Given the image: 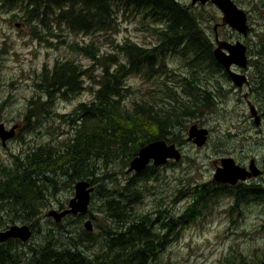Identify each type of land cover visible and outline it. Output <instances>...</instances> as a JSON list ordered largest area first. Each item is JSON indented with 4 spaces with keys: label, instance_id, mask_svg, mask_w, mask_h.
Wrapping results in <instances>:
<instances>
[{
    "label": "trees",
    "instance_id": "obj_1",
    "mask_svg": "<svg viewBox=\"0 0 264 264\" xmlns=\"http://www.w3.org/2000/svg\"><path fill=\"white\" fill-rule=\"evenodd\" d=\"M15 2L23 6L21 18L31 27L32 35L49 41L55 38L61 40V34L56 30L65 28L83 35L113 30L118 14L115 7L120 2L153 7L145 16L164 26L158 30L159 39L155 46H141L130 40L116 44L121 55L103 53L95 40L83 45L78 40L69 44L75 53L88 56L92 60L91 66L84 67L73 58L56 59L52 67L42 68L35 85L46 95L44 101L49 104L56 92L62 91L69 96L86 87L93 91V98L79 103L70 114H55L58 120L69 125V135L63 141L56 145L47 142L36 146L25 155L24 160L16 161L18 164L14 169H0L1 221L5 215L12 223L17 218L27 224L33 234L39 228L42 208L52 204L51 196L58 193L62 181L72 189L77 180H88L94 187L92 197L105 198L101 212L106 216L104 219L112 223L100 231L102 239H105V249L93 256L85 254L83 247L86 242L82 240L92 239L94 234L81 224L84 214L75 215L78 223L76 231L62 222L71 216L67 215L60 222H52L54 226H44L41 243L38 247L27 244L30 251L24 256L19 248L25 243L17 239L0 242V264H154L157 255L169 242V234L176 235L190 221L214 206L216 190L212 185L202 184L185 188L191 201L179 214L161 209L159 205L155 213L162 215L164 220L160 227L166 231L163 234L146 229L147 218L132 212L133 205L141 200L143 183L159 179L157 166L149 164L141 172H133L115 188L105 185L106 173H99L113 163L128 167L138 150L151 141L164 139L175 144L183 141L177 138L182 137L186 128L184 122L211 109V93L205 84L208 83L205 70L211 69L210 41L198 26L197 15L172 0H103L102 8L101 0ZM170 54L189 58L194 69L203 72L202 76H183L180 93L166 85L167 80L160 85L161 93L155 91L160 99L152 100L149 91L140 93L138 99L137 91L127 82L129 77L138 74L150 80L154 75L166 72L164 59ZM93 66L100 68L97 76L93 74ZM86 77L91 81H88V86L83 83ZM198 82L206 86L203 92L197 89ZM163 97L175 105L155 107ZM44 101L37 106H29L25 119L48 114L49 105ZM219 191L226 195L230 193L222 187ZM239 191L244 195H238V200L231 204L232 209L248 201L243 200L246 194L254 197L257 203L264 202V189L259 191L244 187ZM182 196L184 194L177 199ZM56 204L57 209H63L66 203L58 201ZM77 233L81 234L80 239L76 238ZM22 249L25 251V248ZM263 259L264 250L256 261L251 262H247L241 252L234 251L225 256L223 264H258Z\"/></svg>",
    "mask_w": 264,
    "mask_h": 264
},
{
    "label": "rangeland",
    "instance_id": "obj_2",
    "mask_svg": "<svg viewBox=\"0 0 264 264\" xmlns=\"http://www.w3.org/2000/svg\"><path fill=\"white\" fill-rule=\"evenodd\" d=\"M184 1L190 2V0ZM23 9V6L15 0L12 4L0 0V121L22 124L18 138L10 144V147L23 148L28 152L47 142L56 145L57 142L63 141L69 135L67 133L69 125L67 126L63 120H58L55 114H70L79 103L89 102L94 96L93 91L88 87L76 94L70 93L69 96L56 92L50 104L44 101L49 105L47 106L50 109L48 114L44 113L31 120L25 119L24 114L29 106L24 105L23 98H32L35 97V93H43L35 85L38 80L37 75L43 67H52L56 59L64 58L76 59L84 67L91 66L92 60L88 56L75 53L69 48V44L75 40H78L80 45L95 40L103 53L113 52L118 55H121V52L116 49L115 45L125 40L146 47L156 45L159 39L158 30L164 24L148 20L145 13L117 11L118 14L115 17L117 24H114L113 30L83 35L74 34L65 28L61 31L56 30L58 34H61V40L55 38L49 41L46 38L38 39L32 35L31 27L21 18ZM194 13L207 33L211 34L215 16L211 6L208 4L202 8L195 7ZM262 54L264 57V52ZM188 60L187 57L181 58L179 55L170 54L164 59L167 70L171 71L170 78H164L160 74L147 80L142 78V75L135 74L129 77L127 82L137 91L138 99L140 93L146 91L150 92L152 100L160 99L161 97H158V93L162 90L160 85H163L162 81L167 82V79L166 85L171 87L176 85V89L172 88L180 93L182 88L180 81L183 75L188 76L192 73V71L187 72L189 71L186 66ZM261 69L264 71L263 67ZM92 71L94 76H97L100 68L93 66ZM175 71H177L176 74H174ZM205 78L210 79V77ZM88 81L91 83L86 77L83 81L84 85L88 86ZM43 95L45 97L44 93ZM141 95L144 96V94ZM178 96L182 97V95ZM162 99L161 102L156 103L155 107L166 108L175 105L168 103L165 97ZM128 100L131 101V97ZM235 107L234 99L229 101V106L225 109H217L212 104L210 110H204L184 122L186 128L182 132L183 138H177L183 141L176 143V145H181L180 160L170 166H157L159 179L143 183L141 200L133 205L132 212L140 213V215L149 213L150 217L157 219L156 225L161 227L164 220L162 215L155 213V210H158L161 205V209L166 208L169 212L172 210V213L179 214L191 201L185 188L196 184L211 186L210 182L214 172L212 160L220 151L222 153L229 150L235 155L259 156L260 153L263 154L261 151L264 150V141L254 136L256 132L254 126L250 125L246 120V115L243 118L244 115ZM246 113L248 114L247 110ZM192 124L208 130L206 142L200 147L186 140L187 131ZM8 153L10 152L0 144V161H9L11 158ZM127 168L121 167L119 163H113L103 168L99 174L106 173L105 185L115 188L133 174V172H127ZM57 191L55 196H51L52 204L42 208L37 232L27 242H24L25 246L20 245L19 251L22 252V256L30 251L27 249V244H31V247H38L41 243L44 226H54L52 225L53 219L47 217L46 212L52 208L57 209L58 201L66 203V207L69 198L74 194V184L71 189L62 181ZM181 194L184 196L177 199ZM215 200L214 206L190 221L187 227L180 229L176 235H168L170 240L164 248L162 247L154 264H223L225 256L234 251L245 255L247 262L256 261L261 256L264 250V202L244 201L237 209H232L233 202L227 198L226 194H222L220 198L216 197ZM104 201L105 198L92 197L81 223L83 225L89 218L93 226L94 237L82 240L86 242L83 252L87 255L93 256L105 249V239H102L100 231L106 225L111 226L112 223L105 220V215L101 212ZM62 222L76 231L78 223L75 221V216H68ZM12 224L23 223L17 218L12 223L7 215L4 220L0 219V228ZM80 236L81 234H76L77 239H80ZM22 248H25V251Z\"/></svg>",
    "mask_w": 264,
    "mask_h": 264
},
{
    "label": "flooded vegetation",
    "instance_id": "obj_3",
    "mask_svg": "<svg viewBox=\"0 0 264 264\" xmlns=\"http://www.w3.org/2000/svg\"><path fill=\"white\" fill-rule=\"evenodd\" d=\"M172 1L184 6L186 10L191 12H194L195 7L202 8L209 4L215 12L211 27V34H208L206 29L198 21V26L201 28L203 33L205 32L210 41L212 55L210 65L211 69L209 71L205 70V75L206 77H210V79H207V81L209 83L208 88L211 93L212 104L217 109H225L229 106V101L234 99V104L236 105L235 108H238L241 114L244 115H242L243 118H245L246 115V120L249 121L250 125L254 126V130L256 131L254 136L264 141V133H262L264 129V71H261V67L264 69V57L262 54L264 52V47H262L264 46V0H230L237 9L242 10L245 14L247 26L245 33L232 28L227 22H225L222 11L217 6V4L213 3L211 0H207L204 4L200 3L199 1L193 4L192 0H190L189 3L185 2L184 0ZM102 7L103 0L100 2V8ZM115 9L120 12L125 11L141 14L150 12V10H153V7L146 8L145 6L133 5L132 3L125 4L120 2V4L115 7ZM16 25L18 26V24ZM236 44H239L243 47L244 60L240 61L238 56H236L232 59V62L228 65V67H226L219 62L214 51L217 49L218 52H222L223 55L230 56V58H232V54H230L229 49ZM237 50L239 51L240 49L238 48ZM186 66L189 68V71L187 72L192 71L191 76H202L201 74H203V72L196 71L191 61L188 60ZM176 73L177 71L174 72V74ZM170 74L171 71L167 70L166 72H163L161 76L166 78L169 77ZM154 77H156V75H154L152 78ZM198 83L197 89L200 92H203L205 89L204 87L207 85L203 86L201 82ZM172 87L174 89L177 88L176 85ZM43 101V93H35V97L32 98H23V103L25 106H37ZM249 104L254 106L255 114L260 118L259 125L255 124L254 117L250 114ZM246 110L248 111V114L246 113ZM0 122L5 125L7 130H10L12 127H14L11 137L4 141L0 137L1 146L10 152L8 154L11 158L9 161H0V169H14L20 162L19 160H24L25 155L32 150L27 152L23 148L10 147V144L16 141L18 138V133L22 127V124L14 123L13 121H10V123L4 121ZM177 146L181 150V145ZM218 151L219 150H217V152ZM261 152H263V154L260 153L259 156H254L253 154L235 155L229 150L223 151L222 153L220 151L217 154V156L212 160L214 171L221 166L222 160L224 158H232L234 164L242 168V171L239 173L245 175L244 179H238L235 183H229L215 181L212 174L211 182H209L216 190L217 198L222 196L219 191L220 187L229 190L230 193L227 194V198L233 203L238 200V195H244L242 192L239 193V190L243 189L244 187H251L256 190L258 189L259 191L264 189V150ZM17 160L18 163L16 162ZM173 164L174 162L169 161L167 165L170 166ZM245 199H248L249 202L257 203L254 197H250L247 194L244 196L243 200ZM141 216L147 218V221H149V223L145 225L146 229L151 232L158 231L165 234V229H161L158 225L156 226L157 219L150 217L149 213L143 214Z\"/></svg>",
    "mask_w": 264,
    "mask_h": 264
},
{
    "label": "water",
    "instance_id": "obj_4",
    "mask_svg": "<svg viewBox=\"0 0 264 264\" xmlns=\"http://www.w3.org/2000/svg\"><path fill=\"white\" fill-rule=\"evenodd\" d=\"M199 1L204 4L207 0H192V3ZM217 4L223 13V19L232 28L245 33L246 31V19L242 10L236 8V6L230 0H211ZM240 49L239 51L237 49ZM230 56L223 55L222 52L214 51L215 56L219 62L226 67L232 62V59L238 56L241 60H244V50L239 44L233 45L229 49ZM239 54V55H238ZM231 59V60H230ZM235 78V77H233ZM250 114L254 117L255 124L259 125L260 118L255 114L254 106L249 104ZM14 127L7 130L5 125L0 122V137L4 141L12 136ZM208 130L204 127H198L196 124H192L187 131V141H192L196 146H202L207 139ZM181 158V152L174 143H168L164 139H158L151 141L142 146L136 156H134L127 168V172H141L148 164L152 163L155 166H161L168 162L169 159L179 161ZM232 168V169H231ZM235 168V169H234ZM253 168V167H252ZM251 169V165H250ZM232 170V171H231ZM235 170V171H234ZM237 171V172H236ZM242 168L235 165L232 158H224L221 166L218 167L213 173V179L215 181L235 183L238 179H244L245 175L240 174ZM255 174V173H254ZM94 188L91 183L86 179L77 180L74 183V194L69 198L67 202V208L64 209H49L46 212V216L52 218L55 222H60L66 215L85 214L88 211L91 201V195ZM84 228L92 232L93 226L90 219H87L83 223ZM32 235V231L27 224H13L4 230H0V242H4L9 238L18 239L21 242H26ZM258 264H264V259Z\"/></svg>",
    "mask_w": 264,
    "mask_h": 264
},
{
    "label": "bare ground",
    "instance_id": "obj_5",
    "mask_svg": "<svg viewBox=\"0 0 264 264\" xmlns=\"http://www.w3.org/2000/svg\"><path fill=\"white\" fill-rule=\"evenodd\" d=\"M65 208H67V206H66ZM63 209H64V208H63ZM58 210H60V209H58ZM66 216H67V215H66ZM71 216H75V215H71ZM49 218H50V217H49ZM84 218H85V217H84ZM86 220H87V219H86ZM86 220H85V221H86ZM53 221H54V220H53ZM54 222H55V221H54ZM91 222H92V221H91ZM8 227H9V226H8ZM4 229H6V228H4ZM4 229H2V230H4ZM31 231H32V230H31ZM32 235H33V233H32ZM32 235H31V237H32ZM31 237H30V238H31ZM30 238H29V239H30ZM9 239H13V238H9ZM29 239H28V240H29ZM17 240H18V239H17ZM28 240H27V241H28ZM19 241H20V240H19ZM27 241H26V242H27ZM20 242H21V241H20ZM22 243H24V242H22Z\"/></svg>",
    "mask_w": 264,
    "mask_h": 264
}]
</instances>
